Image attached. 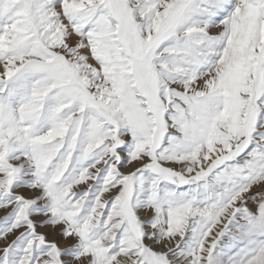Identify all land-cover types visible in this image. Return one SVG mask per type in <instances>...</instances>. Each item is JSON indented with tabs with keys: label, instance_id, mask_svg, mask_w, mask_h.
Returning a JSON list of instances; mask_svg holds the SVG:
<instances>
[{
	"label": "snow or ice",
	"instance_id": "obj_1",
	"mask_svg": "<svg viewBox=\"0 0 264 264\" xmlns=\"http://www.w3.org/2000/svg\"><path fill=\"white\" fill-rule=\"evenodd\" d=\"M0 264H264V0H0Z\"/></svg>",
	"mask_w": 264,
	"mask_h": 264
}]
</instances>
